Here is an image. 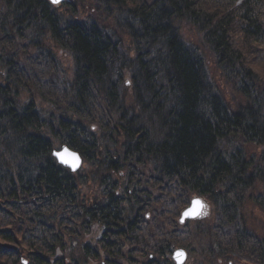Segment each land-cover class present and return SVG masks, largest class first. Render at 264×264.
Returning a JSON list of instances; mask_svg holds the SVG:
<instances>
[{
	"label": "trees",
	"instance_id": "1",
	"mask_svg": "<svg viewBox=\"0 0 264 264\" xmlns=\"http://www.w3.org/2000/svg\"><path fill=\"white\" fill-rule=\"evenodd\" d=\"M235 143L264 146V0H0V264H115L124 246L174 264L197 195L213 246L261 262L264 238L236 223L246 197L264 214V154ZM64 145L98 177L91 205Z\"/></svg>",
	"mask_w": 264,
	"mask_h": 264
},
{
	"label": "rangeland",
	"instance_id": "2",
	"mask_svg": "<svg viewBox=\"0 0 264 264\" xmlns=\"http://www.w3.org/2000/svg\"><path fill=\"white\" fill-rule=\"evenodd\" d=\"M84 17H86V15ZM126 46L127 47L125 48L128 50L130 48V44L127 42ZM57 55L59 57L60 65H61L60 66L61 70L59 74L60 79L64 81L72 80L74 75V66H73L74 62L71 56L66 55L65 53H59V51L57 52ZM227 94L228 95L226 96V98L230 102H233L235 104H243V102L238 103L237 98L234 97V95L232 94L229 88ZM46 111L49 110L46 108ZM235 144H239L236 145L237 147H240V145L242 146V148L245 147L247 150L248 157H258L264 154V146L257 147L254 145L245 146L241 143H235ZM59 148L60 146H57L55 150ZM82 168H85V170ZM81 169L80 170L81 172H83L82 174L86 182L85 184L86 186L84 188L85 194L88 200V204L91 205L93 204L91 200L100 195L102 196L103 190H101L100 187L98 188V177L97 175H93V170L90 167L86 168V165L83 164L81 166ZM263 192H264V183L259 182L257 185V189H255L254 193L255 194L259 193L258 195H260ZM193 197L191 198V201ZM245 199H247V197ZM245 199H243V205L241 206V209L237 212L238 221L236 223V226L238 228L248 227L249 229L255 230V233L258 237L264 238V216H263L264 214L263 212H261L260 208L254 207L255 203H253L252 201L247 202L245 201ZM210 220L215 223H217L218 221L217 212L213 210L212 205L210 206V212L208 216L204 217L202 220L198 222H193L192 224H190V228L192 230L195 229V227H198L199 230L197 236H194V239L191 242L192 246L190 251H188L189 255L184 264H258V263L264 264V256L261 258L262 259L261 262H257L256 259L254 260L252 257L249 256L250 254H248L247 251L253 253L251 248H249L248 250H244L245 254H237V253H231L223 248L220 249L219 247L213 246L212 238L214 237V234L211 232L214 230L215 227H212V230L209 234L207 232L208 224L211 222ZM196 223H198L199 226L195 225ZM99 237L101 239L103 238V230H101L100 227H97V225L91 226L89 230L85 231V236L83 237L82 242L73 241L71 243L72 245L71 251L73 253V256L77 258L82 257L83 244L81 243L90 244L93 247L97 248ZM140 248L141 247L134 248V246L121 247L120 251L114 254L117 255L115 258V264L145 263L147 261L146 253L143 250H139ZM261 252L264 253V251ZM100 259L102 262L104 261L107 262L108 261L107 253L102 251ZM87 264H98V263L93 260H87Z\"/></svg>",
	"mask_w": 264,
	"mask_h": 264
},
{
	"label": "clouds",
	"instance_id": "3",
	"mask_svg": "<svg viewBox=\"0 0 264 264\" xmlns=\"http://www.w3.org/2000/svg\"><path fill=\"white\" fill-rule=\"evenodd\" d=\"M65 150H67L68 153L73 154L75 157H78L77 160H72L71 158L69 159V163H62L60 159H58L59 163L68 166L72 171H76L79 167L83 165V160L79 156V154L75 151H70L67 147H65L61 152V154L65 153ZM75 165V167H72L71 165ZM210 212V205L208 202L205 200L204 197L202 196H195L192 199L190 207L186 208L185 211L183 212V217L184 218H191V219H203L204 217L208 216Z\"/></svg>",
	"mask_w": 264,
	"mask_h": 264
},
{
	"label": "water",
	"instance_id": "4",
	"mask_svg": "<svg viewBox=\"0 0 264 264\" xmlns=\"http://www.w3.org/2000/svg\"><path fill=\"white\" fill-rule=\"evenodd\" d=\"M51 3H52V0H49ZM66 1H68V0H61V2L59 3V4H54V3H52L53 5H60V4H62V3H64V2H66ZM65 147H67L70 151H73L72 149H70L68 146H62L60 149H58V150H54L53 151V156L56 158V160L58 161V157L55 155L56 153H59V152H61ZM76 152V151H75ZM78 153V152H77ZM79 154V153H78ZM79 156L81 157V155L79 154ZM82 158V157H81ZM83 160V159H82ZM58 163H59V161H58ZM61 166H63V167H65V168H67V169H70L68 166H65V165H63V164H61V163H59ZM80 168L81 167H79L76 171H72L71 169V171L73 172V173H76L78 170H80ZM186 220H193V219H191V218H184L183 217V213H182V217H181V219H180V221H181V223L182 224H184L185 222H186ZM180 252H183L184 253V256L182 257V258H180V259H178L177 258V254L178 253H180ZM185 259H186V252L184 251V250H178V251H176V253L174 254V260L176 261V263L177 264H181V262H182V264L184 263V261H185ZM23 262H24V264H28V262L26 261V260H23Z\"/></svg>",
	"mask_w": 264,
	"mask_h": 264
},
{
	"label": "snow or ice",
	"instance_id": "5",
	"mask_svg": "<svg viewBox=\"0 0 264 264\" xmlns=\"http://www.w3.org/2000/svg\"><path fill=\"white\" fill-rule=\"evenodd\" d=\"M60 2H61V0H52V3H54V4H59ZM55 155L58 157V159L61 160L62 163H66V164L69 163V159L68 158H71L72 160H77V161L79 159L78 157H75L73 154L68 153L67 150H65L64 154L56 153ZM66 157H68V158H66ZM71 166L75 167L74 164L71 165ZM183 256H184L183 252H180V253L177 254V258L178 259L182 258ZM181 264H182V262H181Z\"/></svg>",
	"mask_w": 264,
	"mask_h": 264
},
{
	"label": "flooded vegetation",
	"instance_id": "6",
	"mask_svg": "<svg viewBox=\"0 0 264 264\" xmlns=\"http://www.w3.org/2000/svg\"><path fill=\"white\" fill-rule=\"evenodd\" d=\"M148 217V216H147ZM188 255H189V253L187 252V258H188ZM259 264V263H258Z\"/></svg>",
	"mask_w": 264,
	"mask_h": 264
}]
</instances>
